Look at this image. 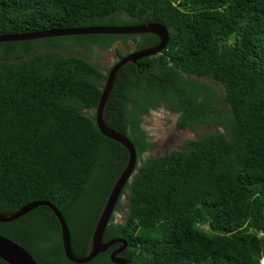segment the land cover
Returning <instances> with one entry per match:
<instances>
[{
    "label": "trees",
    "instance_id": "16d2710c",
    "mask_svg": "<svg viewBox=\"0 0 264 264\" xmlns=\"http://www.w3.org/2000/svg\"><path fill=\"white\" fill-rule=\"evenodd\" d=\"M149 22L164 24L171 39L141 68L126 65L108 102L106 122L131 139L138 163L124 190L131 191L126 222L113 215L103 240L125 239L121 257L129 264H262L264 0H0V34ZM118 42L141 50L160 40L145 33L0 43V213L52 203L78 257L87 254L129 153L96 123L106 73L56 48L106 50ZM196 77L223 86L228 115ZM161 107L180 114L183 126L215 121L225 132L139 166L153 145L143 116ZM120 208L121 201L115 212ZM0 234L39 264H76L64 253L60 223L48 207L0 222ZM0 264L9 263L0 258ZM86 264L115 263L108 250Z\"/></svg>",
    "mask_w": 264,
    "mask_h": 264
},
{
    "label": "water",
    "instance_id": "95a60500",
    "mask_svg": "<svg viewBox=\"0 0 264 264\" xmlns=\"http://www.w3.org/2000/svg\"><path fill=\"white\" fill-rule=\"evenodd\" d=\"M151 33L158 36L160 42L158 45L135 50L129 54L124 55L115 65L106 73L107 79L102 87V95L95 111V119L100 132L118 142L129 153V160L123 172L116 180L99 217V220L93 231L91 240L89 242L87 254L83 257H78L72 248L71 232L66 219L59 209L50 202H32L21 207L14 213H0V222L8 223L19 219L20 217L28 214L29 212L44 206L51 209L56 215L62 234V244L64 253L68 260L76 264H86L95 259L100 253H104L113 246L121 244L115 249L110 259L115 264H129L128 259L118 257V254L123 252L128 247V242L123 238H115L105 242L103 240L106 229L114 215L117 205L121 200L126 185L133 179L137 167V151L131 139L114 128H111L105 118L108 102L115 87L116 79L119 72L128 64H138L140 60L152 57L162 53L168 46L171 33L169 29L162 23H142L134 25H113V26H85L73 28H55L43 29L38 31H31L18 34H0V43L15 42V41H31L55 37L65 36H80V35H138ZM0 258L9 264H39L33 255L23 246L15 241L0 234ZM264 259L262 260V264Z\"/></svg>",
    "mask_w": 264,
    "mask_h": 264
},
{
    "label": "rangeland",
    "instance_id": "374dc122",
    "mask_svg": "<svg viewBox=\"0 0 264 264\" xmlns=\"http://www.w3.org/2000/svg\"><path fill=\"white\" fill-rule=\"evenodd\" d=\"M130 46V48H127L123 43L118 42L109 49L101 50L97 46L85 49L69 47L67 44H63V48L57 47L56 49L63 52L66 56L85 57L91 63L95 64L103 73H108L115 63L121 59L120 54L126 55L135 51L132 42ZM47 49L49 48L46 46L40 48L41 51ZM196 78L199 79L198 77ZM199 80L203 81L216 92L218 96L216 105L223 110V115H228L230 113V107L223 100L225 95L223 86L212 78H202ZM180 119V114L164 107L154 109L144 117L142 127L153 145L152 149L144 156L143 160L139 162V166L142 165L149 156L169 154L174 151H186L188 150V143L190 140H198L209 133L225 132V126L220 122L212 121L196 127H187L180 123ZM130 196L131 191L129 189L122 195L120 200L121 208L114 213L116 223L126 222L129 213Z\"/></svg>",
    "mask_w": 264,
    "mask_h": 264
},
{
    "label": "flooded vegetation",
    "instance_id": "af4514ba",
    "mask_svg": "<svg viewBox=\"0 0 264 264\" xmlns=\"http://www.w3.org/2000/svg\"><path fill=\"white\" fill-rule=\"evenodd\" d=\"M140 61H141V60H140ZM140 61L138 62L139 64H140ZM140 65H141V64H140ZM141 66H143V65H141ZM145 68L148 69V66H147V65H146V66L144 65V69H145ZM146 115H147V114H146ZM146 115H145V116H146ZM145 116H143V119H144ZM142 121H143V120H142ZM147 139H148V136H147ZM148 140H149V139H148ZM117 248H118V247H115V246H113L112 248H110V249H109V250H110V255H111V253H112L115 249H117ZM107 251H108V250H107ZM121 253H122V252H121ZM121 253L118 254V257H121Z\"/></svg>",
    "mask_w": 264,
    "mask_h": 264
},
{
    "label": "bare ground",
    "instance_id": "6f19581e",
    "mask_svg": "<svg viewBox=\"0 0 264 264\" xmlns=\"http://www.w3.org/2000/svg\"><path fill=\"white\" fill-rule=\"evenodd\" d=\"M263 263H264V261H263Z\"/></svg>",
    "mask_w": 264,
    "mask_h": 264
}]
</instances>
